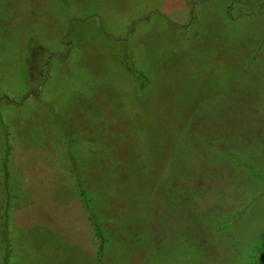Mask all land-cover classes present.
<instances>
[{"label":"rangeland","instance_id":"rangeland-1","mask_svg":"<svg viewBox=\"0 0 264 264\" xmlns=\"http://www.w3.org/2000/svg\"><path fill=\"white\" fill-rule=\"evenodd\" d=\"M6 246L264 264V0H0V264Z\"/></svg>","mask_w":264,"mask_h":264},{"label":"trees","instance_id":"trees-1","mask_svg":"<svg viewBox=\"0 0 264 264\" xmlns=\"http://www.w3.org/2000/svg\"><path fill=\"white\" fill-rule=\"evenodd\" d=\"M136 79L139 81V84L141 86H143L145 84V81H146V78L143 74H140V73H136ZM47 76V72H46V75L45 77ZM34 92L33 91H29L27 92L25 95H23L20 99V102L24 101L26 98H28L30 95H32ZM38 94H36L37 96ZM2 171L4 173V182L5 184L8 183V180H9V171H8V161L7 160H4L3 163H2ZM76 174L78 175V173L76 172ZM78 185L79 187L81 188V191H80V195H81V198L84 202V204L86 205V207L88 209H91V205L90 203L92 202L91 199L88 197V190L86 188L83 187L82 185V182H81V176L78 177ZM91 201V202H90ZM94 228H95V231L100 239V252H102V254L104 253V250H105V247H106V240H105V237H104V234L103 232L101 231V228H100V225L99 223H97L96 221H94ZM10 249L6 246V252H5V256H4V264H10Z\"/></svg>","mask_w":264,"mask_h":264}]
</instances>
